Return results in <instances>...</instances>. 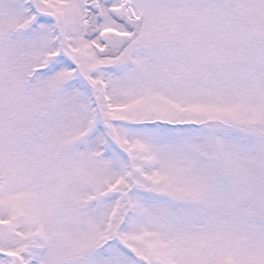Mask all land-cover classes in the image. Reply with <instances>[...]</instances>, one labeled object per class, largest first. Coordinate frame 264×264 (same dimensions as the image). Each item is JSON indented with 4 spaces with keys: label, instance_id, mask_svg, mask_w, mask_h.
Masks as SVG:
<instances>
[{
    "label": "snow or ice",
    "instance_id": "obj_1",
    "mask_svg": "<svg viewBox=\"0 0 264 264\" xmlns=\"http://www.w3.org/2000/svg\"><path fill=\"white\" fill-rule=\"evenodd\" d=\"M0 264H264V0H0Z\"/></svg>",
    "mask_w": 264,
    "mask_h": 264
}]
</instances>
